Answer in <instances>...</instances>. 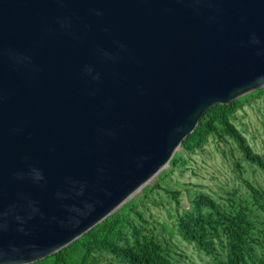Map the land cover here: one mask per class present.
Here are the masks:
<instances>
[{
    "label": "water",
    "instance_id": "obj_1",
    "mask_svg": "<svg viewBox=\"0 0 264 264\" xmlns=\"http://www.w3.org/2000/svg\"><path fill=\"white\" fill-rule=\"evenodd\" d=\"M262 87L264 0H0V264L80 238Z\"/></svg>",
    "mask_w": 264,
    "mask_h": 264
},
{
    "label": "rangeland",
    "instance_id": "obj_2",
    "mask_svg": "<svg viewBox=\"0 0 264 264\" xmlns=\"http://www.w3.org/2000/svg\"><path fill=\"white\" fill-rule=\"evenodd\" d=\"M230 104L232 109L224 116L218 107L222 105L210 109L211 115L221 114V121H215V130L199 148L180 145L164 169L100 223L58 251L59 257L53 254L32 264H126L108 252L104 243L135 252L136 241L142 243L144 238L158 248L161 264H225L227 232L216 216L212 217L213 231L205 234L212 254L181 235V221L212 215L198 204L200 196L213 201L220 214H241L252 224L242 264H264V174L243 158L224 132L226 122L264 162V87Z\"/></svg>",
    "mask_w": 264,
    "mask_h": 264
},
{
    "label": "trees",
    "instance_id": "obj_3",
    "mask_svg": "<svg viewBox=\"0 0 264 264\" xmlns=\"http://www.w3.org/2000/svg\"><path fill=\"white\" fill-rule=\"evenodd\" d=\"M223 116L232 109L231 104L218 106ZM210 111V110H209ZM207 112L199 121L195 130L189 134L181 143L182 146L189 149H197L201 146L206 135L215 130L214 123L220 122L221 114L211 115ZM225 134L232 139L237 145L243 158L256 165L264 174V162L258 155L253 154L251 150L244 144L242 137L232 129L226 122L224 123ZM264 178V176H263ZM199 205L208 208L212 215L207 218L189 217L179 223V229L184 239L194 242L204 253L212 254L213 248L210 242L205 240V234L208 230L213 231L212 217L216 216L224 225L228 239V257L225 264H242L244 261V245L245 240L252 230V224L241 214L235 216H226L219 213L215 203L209 198L200 196L197 198ZM137 248L133 252L130 248H122L115 244L104 243L105 249L114 256L123 259L126 264H161L163 259L158 255V248L154 244L143 239L142 243L136 241ZM54 257H59L60 253H55Z\"/></svg>",
    "mask_w": 264,
    "mask_h": 264
},
{
    "label": "clouds",
    "instance_id": "obj_4",
    "mask_svg": "<svg viewBox=\"0 0 264 264\" xmlns=\"http://www.w3.org/2000/svg\"><path fill=\"white\" fill-rule=\"evenodd\" d=\"M253 43H259V41L255 37H253ZM35 176L37 179L41 178V174L38 171L35 172ZM84 208L87 209V211L81 210V216L82 217H86L87 215H89L94 210L93 206L91 204H85ZM70 222L74 223L75 225H78L81 221L79 219H76L74 222H72V221H70Z\"/></svg>",
    "mask_w": 264,
    "mask_h": 264
}]
</instances>
